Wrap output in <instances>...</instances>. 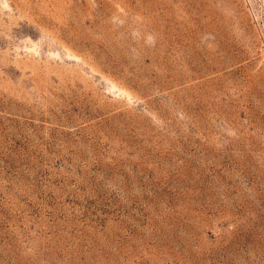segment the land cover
<instances>
[{
    "label": "rangeland",
    "instance_id": "374dc122",
    "mask_svg": "<svg viewBox=\"0 0 264 264\" xmlns=\"http://www.w3.org/2000/svg\"><path fill=\"white\" fill-rule=\"evenodd\" d=\"M0 264H264V0H0Z\"/></svg>",
    "mask_w": 264,
    "mask_h": 264
}]
</instances>
